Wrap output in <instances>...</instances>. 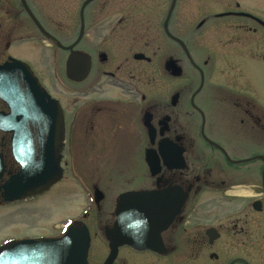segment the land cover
<instances>
[{"label":"flooded vegetation","instance_id":"af4514ba","mask_svg":"<svg viewBox=\"0 0 264 264\" xmlns=\"http://www.w3.org/2000/svg\"><path fill=\"white\" fill-rule=\"evenodd\" d=\"M30 78L63 112V175L8 200L22 169L14 129L36 124ZM122 147L143 154L131 184L113 196L95 181L80 218L0 248L76 226L89 233L88 264H264V0H0V209L52 214L77 154L97 170ZM128 192L154 196L134 229L120 226L142 206L121 201ZM173 198L185 201L168 223Z\"/></svg>","mask_w":264,"mask_h":264},{"label":"water","instance_id":"95a60500","mask_svg":"<svg viewBox=\"0 0 264 264\" xmlns=\"http://www.w3.org/2000/svg\"><path fill=\"white\" fill-rule=\"evenodd\" d=\"M87 4V2H86ZM141 55L138 56V58ZM35 80L30 78L25 90L36 91L39 102L37 116L30 120L35 121L34 126H28L24 121L18 120L15 129L14 147L17 159L22 164L20 172L6 184L8 200L23 196H34L48 190L57 183L63 175L60 166L62 141L64 140V117L62 110L56 104L45 103L42 98L47 95L37 90ZM32 92L27 97H33ZM22 107V103L19 104ZM52 107V109H49ZM21 114V110L19 112ZM29 131V133L27 132ZM36 132V135L34 134ZM58 133V134H56ZM157 152H148L147 161L150 166L159 162ZM185 198H173L172 214L168 217L171 223L181 211ZM121 201H128L142 205L130 212L120 215V226L134 229L133 218L149 220L147 211L150 206L143 203H152L154 196L151 192H128L122 195ZM144 211H146L144 213ZM115 236V234H113ZM132 243V241H131ZM133 244V243H132ZM114 252L120 241L112 240ZM90 246L89 233L86 228L71 226L68 231L58 238H36L22 241H12L0 248V264H88V250ZM115 254V253H114Z\"/></svg>","mask_w":264,"mask_h":264},{"label":"rangeland","instance_id":"374dc122","mask_svg":"<svg viewBox=\"0 0 264 264\" xmlns=\"http://www.w3.org/2000/svg\"><path fill=\"white\" fill-rule=\"evenodd\" d=\"M228 26L221 27V30ZM222 36L225 39L229 32L225 31ZM126 148H120V152L112 151L103 155L105 164L102 168H90L89 154H77V166L73 172H68L66 179L59 184L58 190L59 203L56 208H52L50 215L36 216L29 214L20 219L9 215L5 209H0V239L6 236L32 237L41 234L57 232L63 225L81 217L82 211L88 208V195L91 194V185L99 181L103 187L108 189L109 194L116 196L120 187L131 184L137 177L139 170L143 168V154L136 153L132 155ZM135 159L133 160V157ZM137 163L141 168H137ZM135 166V167H134ZM96 167V166H95ZM126 188V187H125ZM86 189V191H84ZM87 193V194H86ZM48 196V195H47ZM46 197V196H45ZM44 197V198H45ZM102 249L104 246L102 245Z\"/></svg>","mask_w":264,"mask_h":264},{"label":"snow or ice","instance_id":"6c2138e0","mask_svg":"<svg viewBox=\"0 0 264 264\" xmlns=\"http://www.w3.org/2000/svg\"><path fill=\"white\" fill-rule=\"evenodd\" d=\"M71 222H69V224H70Z\"/></svg>","mask_w":264,"mask_h":264}]
</instances>
